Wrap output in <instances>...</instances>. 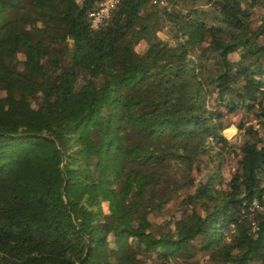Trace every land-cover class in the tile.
Here are the masks:
<instances>
[{
    "label": "trees",
    "instance_id": "trees-1",
    "mask_svg": "<svg viewBox=\"0 0 264 264\" xmlns=\"http://www.w3.org/2000/svg\"><path fill=\"white\" fill-rule=\"evenodd\" d=\"M100 1L0 0V264H264V226L241 213L264 190V0H118L93 28ZM239 108L257 124L238 122L226 189L219 163L156 227L193 166L235 153Z\"/></svg>",
    "mask_w": 264,
    "mask_h": 264
},
{
    "label": "rangeland",
    "instance_id": "rangeland-1",
    "mask_svg": "<svg viewBox=\"0 0 264 264\" xmlns=\"http://www.w3.org/2000/svg\"><path fill=\"white\" fill-rule=\"evenodd\" d=\"M81 2V0H77ZM164 3H160L161 5H167L168 10L173 6V2L175 0H162ZM201 3V2H199ZM160 5V6H161ZM179 5V3H178ZM177 6V5H176ZM203 8H209V5H203ZM264 13V7H258L256 9V12L254 15H252V20L257 22L258 18L261 14ZM156 26H157V34L158 36L168 41L170 44H173L174 41L172 39V33L169 25L163 24L161 21L156 20ZM209 40V37L205 38L204 42H207ZM146 49V43L144 41L139 42L135 45V51L138 53L144 52ZM235 56V55H233ZM19 59L23 58V55H18ZM46 58V57H45ZM4 95V92L0 89V96ZM210 104L213 105V100H210ZM224 111V109L222 108ZM223 121L228 125L223 131L222 134L224 138L227 141V144L234 145L235 146V153L229 154L225 152V149H223L220 145H216L214 147L213 152H217L218 155L215 156L212 160L209 161L208 158H203L201 163L199 164L200 169H196L193 166V185H184L180 187V189L172 194V197L170 201H168L167 204L160 210H154L150 211L148 214V219L150 222H152L156 227L170 225L174 228L173 222L178 219L181 215V212L183 210L191 209L193 206L190 204H186L185 198L188 195L194 194L196 185L198 183L206 182L211 174L214 172V167H217V165L220 163V169L218 177L216 176L217 181V187L222 188L223 190L226 189V183L230 180L231 174L233 170L236 168V162L238 160V155L240 153V147L243 145L244 141L247 140L248 135L245 133V128H239L238 122H243L245 126L247 125H254L257 124V117L255 116V113L253 111H247L244 108H239L235 112L231 114L225 113L223 117ZM210 153L211 154H213ZM221 152V153H219ZM209 155V156H210ZM220 155L222 156V160ZM219 156V157H218ZM220 180H219V176ZM104 208L107 210L108 206H104ZM196 210H201L199 205H196ZM173 219V220H172ZM172 220V221H171ZM171 222V223H170ZM196 244H198L196 242ZM192 252V251H191ZM189 253V256L191 257L188 259L186 264H217L215 261H213L208 254L202 251H194V254ZM147 264H153L152 261H147ZM157 264V263H155Z\"/></svg>",
    "mask_w": 264,
    "mask_h": 264
},
{
    "label": "built area",
    "instance_id": "built-area-1",
    "mask_svg": "<svg viewBox=\"0 0 264 264\" xmlns=\"http://www.w3.org/2000/svg\"><path fill=\"white\" fill-rule=\"evenodd\" d=\"M118 0H102L97 8L88 12V18L93 28H97L108 17L112 8L116 6ZM156 2V1H154ZM160 3H164L160 1ZM241 213L246 216L250 230L258 231L260 226H264V190L248 200H245Z\"/></svg>",
    "mask_w": 264,
    "mask_h": 264
}]
</instances>
